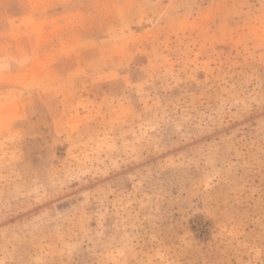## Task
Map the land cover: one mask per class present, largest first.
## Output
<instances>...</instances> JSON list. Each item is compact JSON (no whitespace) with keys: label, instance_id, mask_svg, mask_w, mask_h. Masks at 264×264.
Wrapping results in <instances>:
<instances>
[{"label":"rangeland","instance_id":"1","mask_svg":"<svg viewBox=\"0 0 264 264\" xmlns=\"http://www.w3.org/2000/svg\"><path fill=\"white\" fill-rule=\"evenodd\" d=\"M0 264H264V0H0Z\"/></svg>","mask_w":264,"mask_h":264}]
</instances>
